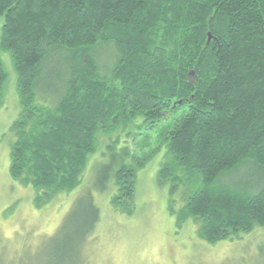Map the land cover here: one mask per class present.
Returning a JSON list of instances; mask_svg holds the SVG:
<instances>
[{"label":"trees","instance_id":"trees-1","mask_svg":"<svg viewBox=\"0 0 264 264\" xmlns=\"http://www.w3.org/2000/svg\"><path fill=\"white\" fill-rule=\"evenodd\" d=\"M0 19L19 105L8 172L36 208L77 187L99 134L130 129L133 144L186 108L157 172L180 193L178 227L192 221L209 245L264 229V0H0ZM6 80L0 58V98ZM131 159L110 175L111 205L128 214L145 165ZM86 195L51 238L65 263L85 261L99 222Z\"/></svg>","mask_w":264,"mask_h":264},{"label":"rangeland","instance_id":"rangeland-1","mask_svg":"<svg viewBox=\"0 0 264 264\" xmlns=\"http://www.w3.org/2000/svg\"><path fill=\"white\" fill-rule=\"evenodd\" d=\"M111 50L103 47L105 54ZM0 58L7 75L0 98V264H70L58 259L51 238L68 216L80 218L81 205L88 203L87 192H91L100 218L85 243V261L79 264H264V229L209 245L197 235V225L188 220L178 227L176 216L170 212V205L173 213L179 212L182 202L179 192L170 195L168 186L157 182L165 157L162 137L186 108L169 114L154 129L142 131L133 144L130 129L110 137L99 134L96 151L88 158L77 187L69 193L55 194L47 204L36 208L34 190L12 180L8 172L14 142L9 128L17 118L19 105L10 58L2 52ZM101 63L103 73H107L110 62ZM39 102L51 105L49 100ZM131 156L145 165L136 172L132 202L124 204L131 210L128 214L115 211L111 205L115 186L110 175L122 163L135 164ZM102 169L109 175H102Z\"/></svg>","mask_w":264,"mask_h":264},{"label":"bare ground","instance_id":"bare-ground-1","mask_svg":"<svg viewBox=\"0 0 264 264\" xmlns=\"http://www.w3.org/2000/svg\"><path fill=\"white\" fill-rule=\"evenodd\" d=\"M123 164H124V163H123ZM125 165H126V164H125ZM114 188H115V187H114ZM114 190L116 191V188H115ZM242 236H244V235H242ZM242 236H241V237H242ZM241 237H240V238H241Z\"/></svg>","mask_w":264,"mask_h":264},{"label":"water","instance_id":"water-1","mask_svg":"<svg viewBox=\"0 0 264 264\" xmlns=\"http://www.w3.org/2000/svg\"><path fill=\"white\" fill-rule=\"evenodd\" d=\"M211 40V37L208 38V41Z\"/></svg>","mask_w":264,"mask_h":264}]
</instances>
